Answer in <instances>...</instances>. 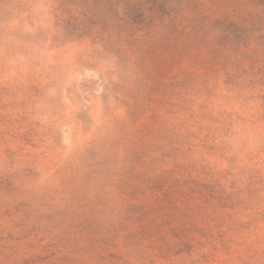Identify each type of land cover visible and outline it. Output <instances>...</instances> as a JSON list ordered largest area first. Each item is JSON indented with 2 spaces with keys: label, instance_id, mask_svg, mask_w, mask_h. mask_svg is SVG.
Here are the masks:
<instances>
[{
  "label": "rangeland",
  "instance_id": "obj_1",
  "mask_svg": "<svg viewBox=\"0 0 264 264\" xmlns=\"http://www.w3.org/2000/svg\"><path fill=\"white\" fill-rule=\"evenodd\" d=\"M0 264H264V0H0Z\"/></svg>",
  "mask_w": 264,
  "mask_h": 264
}]
</instances>
